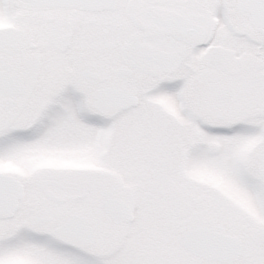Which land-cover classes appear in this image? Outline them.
Returning <instances> with one entry per match:
<instances>
[{
	"label": "snow or ice",
	"instance_id": "1",
	"mask_svg": "<svg viewBox=\"0 0 264 264\" xmlns=\"http://www.w3.org/2000/svg\"><path fill=\"white\" fill-rule=\"evenodd\" d=\"M0 264H264V0H0Z\"/></svg>",
	"mask_w": 264,
	"mask_h": 264
}]
</instances>
